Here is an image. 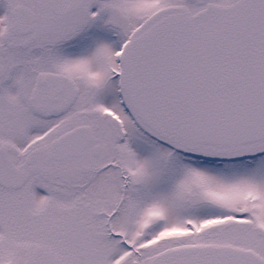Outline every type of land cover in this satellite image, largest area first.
<instances>
[{
	"label": "snow or ice",
	"instance_id": "snow-or-ice-1",
	"mask_svg": "<svg viewBox=\"0 0 264 264\" xmlns=\"http://www.w3.org/2000/svg\"><path fill=\"white\" fill-rule=\"evenodd\" d=\"M0 264H264V0H0Z\"/></svg>",
	"mask_w": 264,
	"mask_h": 264
}]
</instances>
